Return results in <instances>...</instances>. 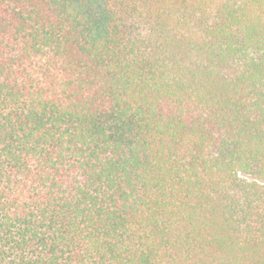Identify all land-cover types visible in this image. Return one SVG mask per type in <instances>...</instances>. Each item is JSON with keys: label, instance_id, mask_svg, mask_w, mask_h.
I'll return each mask as SVG.
<instances>
[{"label": "trees", "instance_id": "trees-1", "mask_svg": "<svg viewBox=\"0 0 264 264\" xmlns=\"http://www.w3.org/2000/svg\"><path fill=\"white\" fill-rule=\"evenodd\" d=\"M0 264H264V0H0Z\"/></svg>", "mask_w": 264, "mask_h": 264}]
</instances>
